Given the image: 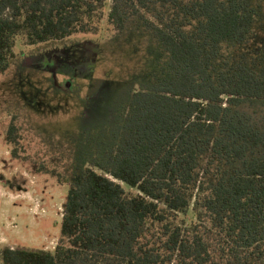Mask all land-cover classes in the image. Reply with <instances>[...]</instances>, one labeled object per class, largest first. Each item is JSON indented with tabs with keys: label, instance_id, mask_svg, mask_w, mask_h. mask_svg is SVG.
Returning <instances> with one entry per match:
<instances>
[{
	"label": "trees",
	"instance_id": "16d2710c",
	"mask_svg": "<svg viewBox=\"0 0 264 264\" xmlns=\"http://www.w3.org/2000/svg\"><path fill=\"white\" fill-rule=\"evenodd\" d=\"M107 5L0 0V75L19 40L97 35ZM259 15L252 0H111L109 26L135 19L151 35L154 77L131 92L109 151L69 187L54 250L5 248L0 264H264V116L240 110L264 104V76L216 61ZM6 142L19 159L14 124ZM151 232L158 246L144 243Z\"/></svg>",
	"mask_w": 264,
	"mask_h": 264
},
{
	"label": "rangeland",
	"instance_id": "374dc122",
	"mask_svg": "<svg viewBox=\"0 0 264 264\" xmlns=\"http://www.w3.org/2000/svg\"><path fill=\"white\" fill-rule=\"evenodd\" d=\"M110 3L97 35L35 46L19 40L16 58L0 75V250H54L69 187L109 151L131 92L154 77L150 58L158 51L151 35L135 19L115 31L107 22ZM252 5L260 15L247 38L222 46L216 61L264 76V0ZM241 108L264 116L261 102ZM10 124L19 159L6 142ZM144 243L158 246V236L151 232Z\"/></svg>",
	"mask_w": 264,
	"mask_h": 264
}]
</instances>
